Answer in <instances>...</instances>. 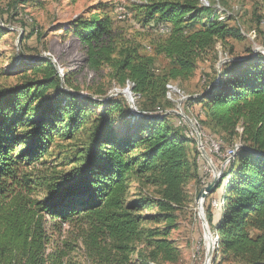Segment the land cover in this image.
<instances>
[{"label": "trees", "instance_id": "1", "mask_svg": "<svg viewBox=\"0 0 264 264\" xmlns=\"http://www.w3.org/2000/svg\"><path fill=\"white\" fill-rule=\"evenodd\" d=\"M1 1L12 17L25 3ZM136 8L143 27L168 28L153 43L154 56L144 52L140 35L123 34L117 6L115 19L99 4L96 14L78 17L67 31L85 46L87 68L107 69L112 82L132 85L144 116L132 113L123 96L76 94L73 73L63 81L44 57L23 59L19 83L0 88V264H180L171 235L178 215L194 202L187 186L200 174L191 160L195 140L171 111L168 87L193 77L202 57L218 60L217 45L242 34L229 25L232 18L221 20L218 8L202 0H144ZM157 56L169 66L161 70ZM201 94L187 100L201 106L200 130L225 145L242 143L205 201L218 237L213 264H264V54L249 50L214 69ZM124 115L133 119L120 132L117 116ZM84 132L69 174L21 175L20 166L46 158L58 138L73 141Z\"/></svg>", "mask_w": 264, "mask_h": 264}, {"label": "rangeland", "instance_id": "2", "mask_svg": "<svg viewBox=\"0 0 264 264\" xmlns=\"http://www.w3.org/2000/svg\"><path fill=\"white\" fill-rule=\"evenodd\" d=\"M143 1L25 0V3L20 4L16 11L18 15L12 17L9 14L11 10L7 11L9 4L0 0V22L1 19H4L5 23L1 22V26L3 29H6L4 33H0V88L13 87L19 83L18 74L16 75V73L23 68L21 66L23 59L44 57L51 61L53 60L52 62L56 65L63 81L73 73L71 77L73 84L79 89L76 94L90 95L98 99V97H95L97 96L95 93L103 90L104 97L119 98L123 96L129 104L123 92L128 87L131 88L132 85L129 83L128 86L123 88L112 82L109 77V70L107 69L101 71V73H94L87 68L85 64V46L74 36L73 31L68 32L67 28L70 22L80 16L90 18L96 14L99 4H107L110 7L109 14L114 19L116 18V6L118 8V6L123 5L130 10H128L129 18L121 19L117 12V19L122 21L118 23L119 28L128 38L140 35L141 38L139 37L138 40L142 43L144 52L154 56L153 43L161 38H165L161 33L167 35L168 28H161L160 33L158 27L148 29L141 25L142 23L137 17L138 11L136 4ZM202 1L208 6L213 4L218 8L221 20H224L225 17L232 18L233 20L229 22V25L233 28L240 29L242 38L238 39L231 36L227 39L226 45L219 43L216 47L219 54L218 60L215 59L213 54L202 57L198 63V70L193 77L184 82L178 81L172 83L168 87V98L174 106L171 111L178 110L180 106L187 116L194 119L199 130L200 127L196 116L200 112L201 106H190L187 100L192 96H202L201 92L205 88L206 79L209 75L213 78L214 69L220 70L222 65L230 60L243 59L244 56L248 55L249 50L254 52L261 50L264 52V6L261 0ZM24 30H27V34L24 33ZM24 36H29V38L21 43ZM156 61L161 70L169 66V60L164 56H157ZM9 71H13V73L8 74ZM133 98L136 103L138 99L134 94ZM95 109L97 112L102 111V108L98 109L96 107ZM137 112L139 115L144 116L143 113ZM162 115V111H159L158 116ZM176 115L185 121L183 117L178 114ZM132 119L128 115L117 116L115 129L121 132L123 127L128 125L129 122H132ZM186 131L187 134L192 136L191 132L194 130L188 124ZM239 131L241 132L242 129H239ZM200 132L206 151L217 171H220L224 165L227 166L225 160L226 150L231 147L240 148L242 145L241 141L238 140L234 142L233 146H231L232 144H228L231 146L228 147V145L224 144L222 138H214L221 147L219 152H216L210 142L211 137L209 134H212L210 130L205 129V131L202 132L200 130ZM87 135V132L81 133L73 141H65L58 138L55 144L51 146V153L46 158L39 162H25L21 165V175L27 174L36 178H51L53 176L60 177L61 175L65 176L69 174L78 165V152L82 149V145L86 143ZM193 138L195 143L192 146L191 160L198 163L200 175L199 178L190 181L187 186V191L194 202L190 208L178 215L171 238L176 242L182 252L183 257L180 264H205L207 261V252L209 251L212 253V261L210 264H213L218 243L216 250L213 251L211 240L206 239L205 236L197 198L200 191L213 181L215 175L210 165L204 160L199 150L196 137ZM24 149L25 145L19 147L16 152ZM213 237L218 240L216 235L213 234Z\"/></svg>", "mask_w": 264, "mask_h": 264}, {"label": "water", "instance_id": "3", "mask_svg": "<svg viewBox=\"0 0 264 264\" xmlns=\"http://www.w3.org/2000/svg\"><path fill=\"white\" fill-rule=\"evenodd\" d=\"M261 52L264 54V52L261 51V50H256L255 51V53H261ZM123 94L128 99V102H129V104L131 106V109H132L133 113L135 115H139L138 112H137L138 110H137V108L135 106V101H134V98H133L132 89L130 87H128L123 92ZM82 96L86 97V95H82ZM174 112L176 114L180 115L181 117H183L187 121V123L191 126V128H193V130L196 132V134H197V143H198L199 150H200L202 156L204 157V160L210 165V167L214 171V175L215 176H214L213 181L207 187L203 188L200 191V193L198 195V198H197V203H198L199 210H200V218H201V220L203 222V228H204L205 236H206V239H207V237L211 238V242L213 243V251H214V250H216V245L218 243V240L213 238V233L210 230V226H209V223H208V220H207V215H206V211H205V208H204V203H205L207 197L209 195H212L216 191V189H217V187H218V185H219V183H220V181L222 179V176H223V173H224V170H225L226 166L224 165L220 171H217L215 165L213 164L212 159L210 158L208 152L206 151V148H205L204 143H203V138H202L200 130H199L198 126H197V123L194 121V119H192L189 116H187L180 106L178 107V110H175ZM254 153L257 154L258 156H263V154H261V153H257V152H254ZM217 247H218V245H217ZM211 261H212V253H208L207 252V261H206L205 264H210Z\"/></svg>", "mask_w": 264, "mask_h": 264}, {"label": "built area", "instance_id": "4", "mask_svg": "<svg viewBox=\"0 0 264 264\" xmlns=\"http://www.w3.org/2000/svg\"><path fill=\"white\" fill-rule=\"evenodd\" d=\"M120 10H121V8H120ZM126 18H129V17L126 16ZM185 122H187V121L185 120ZM191 134L195 135L196 138H197V134L194 131L191 132ZM213 139L214 138L211 137V140H210L211 145H212L213 148H215L216 152H219V150L221 148L220 144L217 142L216 139H214V140ZM238 149L239 148H229L228 150H226V152H225V160H226V162H227V158H231L234 155L235 151H237ZM215 205L217 206L216 202H215Z\"/></svg>", "mask_w": 264, "mask_h": 264}, {"label": "bare ground", "instance_id": "5", "mask_svg": "<svg viewBox=\"0 0 264 264\" xmlns=\"http://www.w3.org/2000/svg\"><path fill=\"white\" fill-rule=\"evenodd\" d=\"M121 4H122V3H121ZM120 8H121V10H120ZM117 12H118V14L120 15V18H121V19H126V16H129L128 9H127L126 6H123V5L118 6V8H117ZM170 88H171V87H170ZM200 133H201V132H200ZM192 136H193V135H192ZM192 136H191V137H192ZM193 137H196V136L194 135ZM210 137L214 138V136H210ZM196 139H197V138H196ZM236 148H237V147H236ZM236 152H237V151H235L234 155H233L231 158H227L226 165H227V164L230 162V160L235 156ZM213 238H214V237H213ZM207 239H210V240H211L210 237H207ZM212 244H213V243H212ZM208 253H211V252L209 251Z\"/></svg>", "mask_w": 264, "mask_h": 264}]
</instances>
